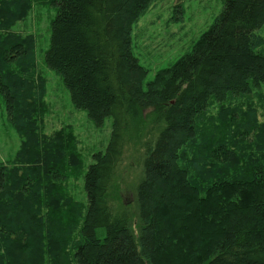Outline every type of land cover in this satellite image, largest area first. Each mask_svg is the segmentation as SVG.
<instances>
[{"label":"trees","instance_id":"trees-1","mask_svg":"<svg viewBox=\"0 0 264 264\" xmlns=\"http://www.w3.org/2000/svg\"><path fill=\"white\" fill-rule=\"evenodd\" d=\"M152 1L0 0V93L22 137L0 163V264H264V115L252 101L264 97V0H226L217 27L144 89L132 30ZM41 2L58 6L46 64L97 125L114 118L85 175L87 206L64 185L73 147L43 133L36 40L13 31ZM130 144L143 151L136 223L110 197ZM166 208L176 233L160 231Z\"/></svg>","mask_w":264,"mask_h":264},{"label":"rangeland","instance_id":"rangeland-1","mask_svg":"<svg viewBox=\"0 0 264 264\" xmlns=\"http://www.w3.org/2000/svg\"><path fill=\"white\" fill-rule=\"evenodd\" d=\"M58 6L36 3L26 19L19 22L13 31L24 37L33 35L36 40L35 59L37 73L45 83L43 100L46 112L43 119V133L53 135L60 132L73 147L71 152V176L64 185L67 191L87 206L85 175L95 163L94 156L105 154L113 137L114 118L108 117L102 125H97L87 111L77 108L65 86L63 77L46 64V53L51 43V25L57 15ZM226 9V0H154L132 30V52L140 64L146 68L147 84L153 81L158 72L173 66L181 57L192 52L198 41L209 31L214 30ZM256 51H264V25L254 32ZM255 95L252 101L257 105L260 117L264 115V97ZM218 106L212 109L216 111ZM261 122L263 121L260 118ZM22 143L20 133L9 121L8 106L0 93V163L16 158ZM143 151L133 144L128 145L119 168L111 200L117 211L125 209L137 221L136 192L143 179ZM76 160L79 164L75 163ZM73 172V173H72ZM75 174V175H74ZM192 201V200H191ZM120 214V213H116ZM176 216V221L172 220ZM160 231L175 232L179 213L170 209H160ZM176 223V224H175ZM164 232V233H165ZM103 238L105 232L98 230ZM167 239L172 240L167 237ZM173 253H166L170 258Z\"/></svg>","mask_w":264,"mask_h":264}]
</instances>
